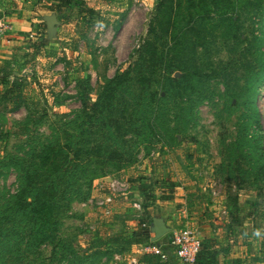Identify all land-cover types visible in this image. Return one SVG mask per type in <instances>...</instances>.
<instances>
[{
	"label": "rangeland",
	"instance_id": "374dc122",
	"mask_svg": "<svg viewBox=\"0 0 264 264\" xmlns=\"http://www.w3.org/2000/svg\"><path fill=\"white\" fill-rule=\"evenodd\" d=\"M83 2L94 8L98 15L107 13L106 17L112 22L100 31L96 40L98 29L95 28L91 30L90 38L85 37L84 43H78V38L64 36L67 30L74 29L76 21L84 31L83 19L87 17L81 18L77 10H72L67 18L57 23L52 45H48L52 57L41 58L48 71L36 62L38 75L30 78L34 62L23 61L26 54L23 49L22 56L11 59L9 65L0 63V78L11 82L17 73L25 100V104L14 113L7 111L9 104L0 103V131L7 130L4 153L19 155L39 142H45L55 131H60L61 137L69 133L65 124L82 109V101L91 107L104 84L136 60L141 47L149 39V28L157 26V21L167 16L166 8L162 7L165 5L163 0ZM120 20L122 25L117 29ZM218 38L219 35L215 44L211 41L195 57L202 65L201 79L210 78L197 90V95L193 92L188 96L191 103L186 95L180 100L184 107L191 105L194 114L186 130L182 132L183 121L176 124V141L167 137L162 129L155 138L145 136L150 142L144 137L127 135L129 140L124 145L135 147V162L128 163L133 165L128 167L126 176L118 179L114 170L107 171L94 181L87 201L71 204L57 233L61 245H67L74 252L75 259L69 253H52L51 245H43L39 250L40 258L27 256L17 264H129L132 258L143 264L144 248L157 242L151 241L152 223L141 209L142 196L129 190L125 180L133 174L134 168L150 179H170L178 185L174 190V201H156L150 206L151 217L161 218L171 231L189 229L200 241L213 235L217 249L221 251L218 264H264V175L256 178L254 172L258 162L256 154H261L264 163V35L259 50L263 61L260 64L252 62L260 56L258 50L252 49L258 52L252 56L246 53L244 57L247 59L242 62L237 53L243 55L240 51L245 47L237 48L235 54L233 43ZM188 39H193L192 34H188L184 41ZM186 54L187 57L177 55L185 60L193 58L190 49ZM250 69L256 73L261 71L263 80L248 83L252 86L248 89L245 80ZM159 73L151 76V92H160L162 76ZM174 76L180 75L176 73ZM87 77L90 78L89 89L77 92L75 81H85ZM226 85L232 95L237 94L243 99L239 108L229 107V99L225 97ZM8 88L9 84L0 85V97ZM201 92L206 93L208 99L195 104V98ZM160 94L164 96V92ZM251 102L255 118L246 123L242 116ZM173 127L171 121L169 129ZM234 167L241 171L234 170ZM247 171H250L248 175L242 174ZM0 173H3L0 175V194L5 191L14 193L15 172ZM114 181L125 185H119L115 190ZM108 198L110 202L100 204ZM146 226L148 233H145ZM171 231L159 240V244L167 242ZM113 238L118 239V244L123 243V239L129 240L130 252L124 256L112 252L108 256L94 254L95 251L107 252L106 246L100 242ZM223 249L227 250L224 258ZM0 264L9 263L4 259Z\"/></svg>",
	"mask_w": 264,
	"mask_h": 264
},
{
	"label": "trees",
	"instance_id": "16d2710c",
	"mask_svg": "<svg viewBox=\"0 0 264 264\" xmlns=\"http://www.w3.org/2000/svg\"><path fill=\"white\" fill-rule=\"evenodd\" d=\"M163 1L165 5L162 7L166 8L167 18L159 19L157 26L149 28V39L141 47L136 60L125 71L115 74L104 84L91 107L82 101V109L74 119L65 124L68 128L66 132L69 133H65L64 137L60 136V131H55L45 142H39L36 147L14 155L4 153L7 130L0 131V154H3L0 155V172L12 170L16 174L15 192L5 191L0 194V263L5 259L9 264H17L27 256L40 258L39 250L43 245H51L52 253H69L75 259L74 252L67 245H61L57 233L62 220L70 212L71 204L87 201L94 181L107 171L114 170L118 179L126 176L128 167L133 165L128 163L135 162V147L124 145L129 140L127 135L131 134V138L144 137L150 142L146 137L155 138L162 129L167 137L176 141V124L183 121L182 132L186 130L194 114L191 112V105L184 107L180 100L184 95L191 96L193 92L197 95V90L210 78L206 76L207 79H201L202 65L195 58L199 52L211 41L215 44L218 35L219 40L233 43L235 54L237 48L245 47L240 51L243 55L237 53L242 62L247 59L244 57L246 53L252 56L262 48L264 0ZM40 2L44 4L45 14L55 15L60 22L76 9L78 16L87 17L83 19L84 32L97 23L95 40L102 29L112 24L106 17L107 13L98 15L83 0H58L51 4H45L42 0ZM121 21H118L117 29L121 27ZM188 34H192L193 39L184 41ZM43 36L42 40L32 44V54L34 58L50 59L52 54L44 49L49 47L53 38L48 39L46 31ZM79 37L85 38L86 35L82 33ZM189 49L192 59L185 60L177 55L187 57L186 50ZM259 54L253 63H263L261 52ZM53 59H57L56 54ZM63 61L65 65L68 64L66 59ZM36 62L32 64L30 78L36 76ZM42 68L48 71L46 65ZM250 70L249 77L247 75L245 80L248 89L252 87L248 83L263 80L261 71L256 73ZM143 72L151 74L145 75ZM157 72L162 76L159 91L164 92V96L160 92L150 91L153 86L151 76ZM176 73L180 76L175 77ZM13 77L11 82L0 78V85L9 84L7 92L0 97V103L9 104V113L18 111L25 104L22 93L24 88L18 84L19 76L14 74ZM89 79L87 77L85 81H75L77 92L89 89ZM225 97L229 99L231 109L239 108L243 101L237 94L230 93L228 85ZM204 98L208 99L206 93L201 92L195 98V104L201 103ZM189 100L191 103L192 99ZM254 110L251 102L242 116L246 123L255 118ZM171 121L174 127L169 129ZM255 158L258 161L254 166L257 178L264 175V163L260 153ZM234 170L241 171L238 167H234ZM249 173L250 171L242 172L243 175ZM125 180L129 190L142 196L140 206L150 224L153 220L148 211L150 206L156 201L175 199L174 190L178 185L170 179L153 180L134 168L133 174ZM146 232H149L147 226ZM118 242L117 238L100 242L108 251H95L94 254L108 256L113 253L124 256L130 252L129 240L123 239L121 244ZM92 247H95L94 244ZM162 250L167 255L165 262L158 256L145 255L143 264H181L170 246L163 245ZM220 252L214 237L202 239L193 264H218Z\"/></svg>",
	"mask_w": 264,
	"mask_h": 264
},
{
	"label": "crops",
	"instance_id": "0c3cea01",
	"mask_svg": "<svg viewBox=\"0 0 264 264\" xmlns=\"http://www.w3.org/2000/svg\"><path fill=\"white\" fill-rule=\"evenodd\" d=\"M39 1L40 0H0V15L3 16L12 26V29L0 40V63L4 62L6 65H9L11 59L19 58L20 54L22 56L21 50L23 49L26 50L23 61H37L40 62V66L43 67V63H41L42 59L39 57L34 58L31 48L34 42L40 41L42 40L41 38L44 37L43 33L46 31L45 18L49 16V14H45V8L43 7L44 4H41V2L39 3ZM56 1L58 0H42L45 4H50ZM77 24L78 21L74 23V29H71V31L67 30L64 36L78 38V43H84L85 38H80L79 35H82V33L85 32L82 31L80 29L81 26L79 27ZM93 28L96 30L98 29L97 23L85 33L87 37L90 38V33H92L91 30ZM75 30L77 31L76 33L74 32ZM50 45H52V43ZM44 50L49 51L48 47ZM26 64L27 63H25V65ZM11 66H13V63H11ZM37 68L38 65L34 70L36 71ZM35 73L37 76V72ZM14 74L17 75V73ZM211 237H213V235ZM224 250L223 258L227 257V250ZM144 251L146 252V255H153L149 252L148 248H144Z\"/></svg>",
	"mask_w": 264,
	"mask_h": 264
},
{
	"label": "built area",
	"instance_id": "2783aa9c",
	"mask_svg": "<svg viewBox=\"0 0 264 264\" xmlns=\"http://www.w3.org/2000/svg\"><path fill=\"white\" fill-rule=\"evenodd\" d=\"M11 29L12 26L10 25V23H8L6 19H4V17L0 15V40ZM112 183L115 190H117V187H119V185H125V183L120 184L118 181H114ZM110 201L111 199L108 198L105 201H102L100 204L104 205ZM163 245L170 246L175 251L176 257L181 264H193L200 249V240L195 235V233H193V231L189 229H181L179 231H171L170 237ZM163 245L159 244L158 242V244L148 246L146 248H148L150 253L158 256L162 262H165L167 260V255L162 250ZM129 262V264H138V261L135 258H132Z\"/></svg>",
	"mask_w": 264,
	"mask_h": 264
},
{
	"label": "water",
	"instance_id": "95a60500",
	"mask_svg": "<svg viewBox=\"0 0 264 264\" xmlns=\"http://www.w3.org/2000/svg\"><path fill=\"white\" fill-rule=\"evenodd\" d=\"M46 23V33L48 39H52L55 35L56 26H57V18L55 15H49L45 18ZM151 233H153V237L151 238L152 242L159 241L163 236L169 233L171 230L166 227L164 221L161 218H153L152 226L150 229Z\"/></svg>",
	"mask_w": 264,
	"mask_h": 264
},
{
	"label": "clouds",
	"instance_id": "9594fccd",
	"mask_svg": "<svg viewBox=\"0 0 264 264\" xmlns=\"http://www.w3.org/2000/svg\"><path fill=\"white\" fill-rule=\"evenodd\" d=\"M256 234L259 235V232H257Z\"/></svg>",
	"mask_w": 264,
	"mask_h": 264
}]
</instances>
